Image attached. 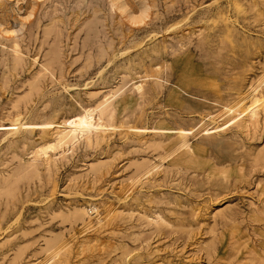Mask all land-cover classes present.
<instances>
[{
	"label": "rangeland",
	"instance_id": "1",
	"mask_svg": "<svg viewBox=\"0 0 264 264\" xmlns=\"http://www.w3.org/2000/svg\"><path fill=\"white\" fill-rule=\"evenodd\" d=\"M48 263L264 264V0H0V264Z\"/></svg>",
	"mask_w": 264,
	"mask_h": 264
},
{
	"label": "bare ground",
	"instance_id": "2",
	"mask_svg": "<svg viewBox=\"0 0 264 264\" xmlns=\"http://www.w3.org/2000/svg\"><path fill=\"white\" fill-rule=\"evenodd\" d=\"M17 48V47H16ZM18 52V51H17ZM17 54V53H16ZM15 54V55H16ZM19 55V54H18ZM16 57V56H15ZM21 57V55H20ZM19 60V59H18ZM21 60V58H20ZM105 100L102 102V104H100V107L99 105L96 106V108H100V110H96L94 108H89L87 110H85L84 114L80 117H78L75 121V123L73 124V126H71L68 130H63V131H60L59 133H57V138H56V142L54 143H49L47 144V147H46V151L44 152L43 155H46L48 150H54V149H57L56 147H67V146H70L68 145V141L69 139L71 138V140H74L73 136L76 134V133H80V134H85V133H88L90 131V127L92 126L91 124L96 122L97 125L100 124V122L102 121V119L106 116V112L108 110V108L111 106V104H113L112 102V99L115 97L113 96V94H109V97L108 96H105ZM112 102V103H111ZM101 103V102H100ZM112 107V106H111ZM102 109V110H101ZM108 114V113H107ZM113 116L111 115V118ZM101 125V124H100ZM99 125V126H100ZM76 136V135H75ZM73 138V139H72ZM54 139V138H53ZM76 139V137H75ZM45 141V140H44ZM43 141V142H44ZM47 142V141H46ZM49 142V140H48ZM53 142V141H52ZM42 143V141H41ZM43 144V143H42ZM43 146V145H42ZM45 146V145H44ZM59 149V148H58ZM41 151V150H40ZM54 152V151H52ZM40 155V154H39ZM38 156V154H37ZM39 157V156H38ZM41 157V156H40ZM47 157V156H46ZM50 157V156H49ZM53 157V156H52ZM48 160H51L50 158H47ZM54 159V158H53ZM46 160V159H45ZM54 161V160H53ZM52 161V163H53ZM46 163V162H45ZM44 163V164H45ZM48 163V161H47ZM50 165V164H49ZM37 167H41V166H37ZM36 167V168H37ZM43 167V166H42ZM50 168V167H49ZM48 168V169H49ZM50 170V169H49ZM39 171V170H38ZM88 211V210H87ZM96 211V210H95ZM86 213V212H85ZM101 217V216H100ZM99 218V217H98ZM101 219V218H100ZM99 221V220H98ZM100 222V221H99ZM101 223V222H100ZM166 225V224H164ZM158 227V226H157ZM56 253V251H55ZM54 253V255H55ZM51 254V253H50ZM53 255V256H54ZM56 255H59L56 254ZM55 255V256H56ZM61 255V254H60ZM51 257V256H50ZM57 258V257H56ZM55 258V259H56ZM50 259V258H49ZM52 259V258H51ZM59 259V258H58ZM54 260V258H53ZM50 261V260H49ZM48 262V261H47ZM49 264V263H48Z\"/></svg>",
	"mask_w": 264,
	"mask_h": 264
}]
</instances>
